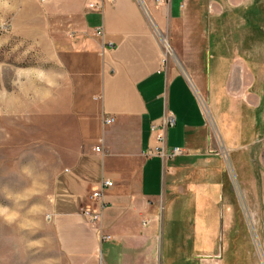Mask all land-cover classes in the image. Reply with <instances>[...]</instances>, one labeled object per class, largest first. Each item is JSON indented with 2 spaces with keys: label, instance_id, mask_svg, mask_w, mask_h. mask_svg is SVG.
I'll list each match as a JSON object with an SVG mask.
<instances>
[{
  "label": "crops",
  "instance_id": "1",
  "mask_svg": "<svg viewBox=\"0 0 264 264\" xmlns=\"http://www.w3.org/2000/svg\"><path fill=\"white\" fill-rule=\"evenodd\" d=\"M30 1L36 8L21 9L13 26L23 16L18 30L45 70L36 95L44 97L42 111L61 109L74 119L78 140L61 162L49 215L65 264H204L198 258L213 255L221 217L206 211V196L194 200L199 191L186 183L195 169L221 172L204 166L213 156L208 121L184 72L203 92L204 81L229 78V50L239 46L224 39L223 26L193 18L219 21L249 0ZM169 115L176 126L166 132V150L184 153L162 158L151 153L152 128ZM109 117L115 122L105 125ZM104 180L113 187L104 190L107 207L92 226L82 209L95 205L91 194ZM221 187H214L218 197ZM194 208L203 210L197 218ZM177 241L200 242V252L183 260Z\"/></svg>",
  "mask_w": 264,
  "mask_h": 264
},
{
  "label": "rangeland",
  "instance_id": "2",
  "mask_svg": "<svg viewBox=\"0 0 264 264\" xmlns=\"http://www.w3.org/2000/svg\"><path fill=\"white\" fill-rule=\"evenodd\" d=\"M23 8L36 6L30 0H0V264H65L49 215L61 165L78 141L76 126L64 110L42 111L44 97L34 86L44 85L37 78L45 70L21 37L23 16L15 21L17 32L13 26ZM193 19L214 29L223 26L224 39L239 46L229 50V78L204 81L203 92L181 68L208 121L207 151L213 156L204 166L221 172L195 169L186 183L200 192L193 193L194 200L206 196V211L221 217L213 255L198 259L264 264V0L229 7L219 21L207 15ZM176 66L181 67L177 59ZM202 211L191 210L193 218ZM199 243L177 241L176 254L195 255Z\"/></svg>",
  "mask_w": 264,
  "mask_h": 264
},
{
  "label": "built area",
  "instance_id": "3",
  "mask_svg": "<svg viewBox=\"0 0 264 264\" xmlns=\"http://www.w3.org/2000/svg\"><path fill=\"white\" fill-rule=\"evenodd\" d=\"M41 2H46L47 0H40ZM170 0H155L156 3H166ZM91 9L101 8L103 7L97 6L96 4H90L89 6ZM184 7L182 4L181 8ZM96 36L100 38H104L105 34L104 31L99 29L96 31ZM115 122V118L109 117L105 118L104 124L111 125ZM176 126V118L174 116H167L159 126H153L152 132L155 134L157 146L155 147L154 151L151 152L153 154H157L162 158H174L182 155L184 151L181 148H174L170 152L166 150L165 143H166V132L168 129L173 128ZM97 152H101V147H97L95 149ZM113 187V182L110 180H104L100 189L92 192L91 200L94 202V206H88L82 209V216L87 220V222L92 226H97L101 223L103 219L104 210L106 209V204L104 202V190L107 188ZM103 240L110 239L109 236L101 234Z\"/></svg>",
  "mask_w": 264,
  "mask_h": 264
}]
</instances>
